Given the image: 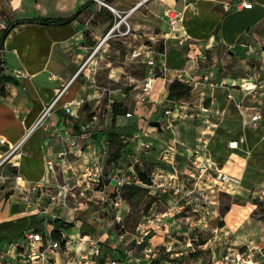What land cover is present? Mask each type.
Returning <instances> with one entry per match:
<instances>
[{
    "label": "crops",
    "instance_id": "1",
    "mask_svg": "<svg viewBox=\"0 0 264 264\" xmlns=\"http://www.w3.org/2000/svg\"><path fill=\"white\" fill-rule=\"evenodd\" d=\"M102 1L120 13L136 8L125 19L130 33L115 40L121 44L118 47L109 39L86 61L117 21L107 8L92 0H0V37L6 28L20 22L9 28L2 47L1 73L17 84H3L4 95H0V162L4 161L0 165V264H63L66 253L79 252L84 238L94 235L101 238L109 255L115 251L114 254L123 256L120 250L110 246L113 236L102 235L97 230V218L90 204L96 199L106 204L112 195L111 185H102L99 190L90 187L86 195L80 196L85 180L82 173L92 158L104 155L102 139L111 127L113 104L126 109L124 114L116 116L114 130L120 134L130 132L129 137L135 131L144 132L151 147L154 143L157 147L146 158L155 156L170 168H155L154 179L161 182L172 173L173 167L177 169L182 164V169L189 168L195 159L200 162L209 159L213 169L230 177L223 186L227 189L225 193H239L242 188L240 182L250 156L223 147V153L214 159L209 146L217 124L203 119L201 114L196 121L198 125L194 126L196 135H189L194 114L188 102L184 106L188 112L174 110L177 101L167 99L168 85L163 75L156 77L149 92L144 93L141 88L151 71L146 64L151 59L157 67H165L169 72L181 71L197 80L209 75L215 86H199L187 100H198L200 111L206 110L212 117L219 118L233 110L240 115L243 127L264 126V118L255 105L256 102L260 105L262 100L238 87L246 77L264 73V0ZM225 3L233 9L224 11ZM243 3H250L251 9L242 8ZM169 10L180 15L174 26L165 16ZM68 19H71L69 23L43 21ZM155 43L162 48L161 52L154 47ZM203 54L210 58V68L200 63ZM131 68L142 70L143 77L132 76L128 71ZM122 76H127L128 84H123ZM123 85L133 87V99L140 98V102L134 103V111L146 121L147 129L137 127V114L131 115L133 120L125 117L129 102L121 94ZM58 95L56 110L43 125L34 128L44 107ZM203 99L206 107L202 106ZM65 104L73 108L76 117L64 114L61 108ZM167 108L172 110L171 114L164 116ZM159 111L164 117L161 131L153 132L149 119ZM254 115L259 117L256 122L252 121ZM65 137L74 139L78 146L68 157L62 155ZM125 139L124 158L131 149L130 140ZM240 139L245 140L250 153L264 146L262 142H252L245 134L230 141ZM168 148L171 150L164 154ZM258 154L262 155L261 151ZM178 177L181 183L189 185L185 172L178 173ZM171 206L163 215L166 219L187 209L178 211L176 199ZM201 208L206 214V209ZM55 219L73 223L74 227L62 231L53 226ZM184 219L191 227L192 217ZM30 232L41 234L45 242L51 241V232H61L65 244L48 252V259L42 261L41 245L25 240ZM149 246L153 245L149 243Z\"/></svg>",
    "mask_w": 264,
    "mask_h": 264
},
{
    "label": "rangeland",
    "instance_id": "2",
    "mask_svg": "<svg viewBox=\"0 0 264 264\" xmlns=\"http://www.w3.org/2000/svg\"><path fill=\"white\" fill-rule=\"evenodd\" d=\"M122 15L121 13V16ZM113 17L114 19L116 18L115 16ZM116 20L118 19L116 18ZM121 26L122 30H116L111 38L112 42H110L114 47L121 45L115 40L124 38L122 36H125L120 33L124 32L126 27L124 23H122ZM151 45L150 43V46ZM154 47L158 48V43H155ZM203 56L206 57V61L202 62L200 56V63L204 68H210V58L207 54H203ZM230 68L231 67H229V69ZM221 70L223 69H220L219 72H222ZM128 71L134 77L139 79L143 77L141 75L142 70H133L131 68L130 70L128 69ZM134 71L136 72L134 73ZM208 71L211 72V69ZM122 77L123 84H128L126 82L128 81L127 76ZM250 77H253L257 82L255 91L248 95L254 96L255 99L259 98V100H262L260 105H258V102H256L255 105H257L262 118H264V73H261V76L253 75ZM248 78L249 76L245 79ZM132 88V86L123 85L121 94L126 96L124 100L127 101L126 103L129 102L128 112L134 116L137 114L134 111V103L136 101L140 102V98L133 99L131 95L133 94L131 91ZM137 91V94L141 93L140 88H138ZM184 102H188V108L191 109L190 111L194 114L193 121L189 123V135H196L194 126L198 125L196 121L200 119L201 114H204L203 119L217 124L216 133L209 146V150L214 159L217 160L219 154L223 153V147L225 149L228 148V141L237 139L243 134L250 136V140L254 143H264V126L249 125L243 127L241 117L236 111L231 110L229 113L226 112L224 115H220L219 118H216L212 117L210 112L207 113L206 111L204 113L203 110L200 111L202 108L198 107V100L194 101L191 99L185 100ZM204 102L203 99L202 106L206 107ZM143 104H145V102ZM222 108V106L219 107L220 110ZM131 119L132 118H130V120ZM135 120L138 122L137 127L141 130L147 129L146 121L143 119L141 120L139 114L135 116ZM163 120L164 117L162 116V112L159 111L150 117L149 122L156 121L162 123ZM155 131L156 128H153V132ZM153 134L154 133H152V135ZM129 136L130 132L121 134V137L130 140ZM95 141H97V138ZM154 147L157 148L155 143L151 147L150 154L154 151ZM115 148L116 147H113V145L109 143L108 138L104 136L101 146V154L104 155L99 158L98 154L97 157L99 158L98 160L103 168L105 176L112 173L118 166V163L112 164L109 162L110 155L113 154ZM258 150L261 151L262 155H257V153H259ZM251 153L247 161V168L243 180L240 182L242 188L239 193H225L227 191L225 188L215 191L213 195V201L215 202L214 206L209 209L206 208L208 214H205L200 206L187 207L185 213L166 219L163 215L167 213V210L173 207L171 206L173 205V198L167 196H153L150 194L149 189H145L147 192H142L131 200L124 199L126 206L121 224L120 226L112 228L109 227L112 217L110 212L106 209L105 204L98 199L91 201L90 204L93 207L92 211L95 212L94 216L97 218V230H99L102 235L108 237L113 236V242H110V246L117 248L122 253L124 251H129L131 256L129 257L128 255V260L133 258V261L140 256L144 236H148L149 239H151V242L148 241L147 245L149 246V243L153 245L151 247L154 253V264H221L223 256L235 252H244L246 246L250 244L259 245L262 249V254H264V146H262L261 149H254ZM67 155L69 156L70 154H63V156ZM257 156L261 157L256 158ZM128 165H130V163H128ZM136 167L141 172L150 174V178H152V172L157 167L163 170L170 169L163 161L156 160L155 156H150L146 159L141 158L140 163L136 165ZM185 167L182 169V164L177 166L178 173H184L189 169ZM98 185L100 186L93 184L91 187L99 190L102 185L103 187H108L111 184L105 179ZM111 186L110 188L112 191L113 187ZM98 196V198L104 197L103 195ZM192 210H198L199 213H193ZM187 216L192 217L190 220L192 223L191 227L184 219ZM163 220H167V222L164 224ZM151 221L156 222L150 225ZM203 224H205L206 227H204ZM164 225H166V227ZM120 236H123V239L116 244L115 242ZM105 238L104 236L103 239ZM140 238H142V240H140ZM137 241H141L139 242L140 244H138ZM255 261L257 264H264V256H259Z\"/></svg>",
    "mask_w": 264,
    "mask_h": 264
},
{
    "label": "built area",
    "instance_id": "3",
    "mask_svg": "<svg viewBox=\"0 0 264 264\" xmlns=\"http://www.w3.org/2000/svg\"><path fill=\"white\" fill-rule=\"evenodd\" d=\"M92 1L107 8L118 20L112 24L108 32L99 40L86 61L90 60V58L98 52L100 47L113 37L114 32L120 29L122 23H124L126 30L120 34L126 35L130 33V28L125 19L136 9L135 7L131 8L128 11L123 12V15L121 16L120 12L107 5L104 1ZM145 1L147 0H143L142 2ZM237 7L235 6V9ZM241 7L244 9H251L252 5L250 3H243L241 4ZM223 9L224 11L229 12L233 8L230 4L225 3L223 5ZM165 16L169 24L172 26H174L180 19L179 13L173 10L167 11ZM201 60L202 62H205L206 57L202 55ZM85 63L81 66L79 72L84 68ZM146 64L151 68V71L142 82L141 89L144 93H147L151 90L153 82L159 74L163 75V79L168 86L174 82H180L191 87L192 92L199 86H215V84L212 83L211 77L209 75H204L197 80L193 78V76L181 71L169 72L165 67H157L154 59L148 60ZM16 75L19 76L20 74L16 73ZM256 82L257 80H255L253 77H249L248 79L242 80V83L238 87L246 94H252L256 89ZM228 99H232L231 95H228ZM58 100L59 95L44 107L39 118L34 124V128H37L46 122V120L56 110ZM185 105V102L181 103V101H179L177 102V106L174 110L183 109L187 111L188 108L184 107ZM239 107L240 106L237 105V108ZM61 109L63 110L64 114L71 117H76V114L70 105L65 104ZM171 111V109L167 108L164 110L163 115L168 116L171 114ZM203 112L205 113L206 110H203ZM125 117L131 118V114H125ZM258 119V115H254L252 117L253 122H256ZM28 135L29 133L26 134L23 140H25ZM23 140L11 150V154L20 147ZM130 143V152L125 158L122 157L120 161H118L117 168L114 169L113 172L108 176L104 175L103 168L101 167L99 160L95 158L90 160L89 166L82 173L83 179L85 180L84 190L80 192V196H84L85 191H87L91 185H98L105 179H107L113 186L112 195L109 196L105 204L106 209L110 212L112 217L109 224V227L111 228L120 226L121 224L126 206V203L122 197V191L126 187L149 189V192L153 196H167L176 199L178 211H183L186 207L200 206L204 209L212 208L215 203L213 201L214 192L217 190H222L224 184L230 180V177L222 173L220 170L213 169V165L210 163L209 159H205L204 162H200L195 159L192 161L189 169H187L185 172V176L189 185L181 183L178 177V170L175 167L172 168V173L167 175L161 182L152 177L151 184L144 185L135 168L136 165L140 163L141 158H146L149 155L151 151V144L145 140V133L141 131H135L132 134L130 137ZM63 144L65 150H63L64 153H62V155L67 153L72 154L73 151L77 150L78 147L76 141L69 137H65ZM227 146L228 149L232 151L241 152L245 154L246 157L250 156V151L245 145V140H233L228 142ZM170 150L171 149L168 148L163 153L168 154ZM3 162H0V165ZM128 163H130V165H128ZM216 186L218 188H216ZM152 224L153 221L150 222V225ZM117 239V242H120V240L123 239V236H120ZM25 240L27 242L39 243L41 245L42 251L40 252V257L42 261H46L48 259V252L50 253L60 248L58 243L51 241L45 242L43 236L36 232L26 233ZM140 240H142V238H140ZM44 242L46 243L45 245H43ZM139 242L141 241H137L138 244H140ZM261 250L262 249L259 245H248L246 246V250L244 252H235L223 256L221 264H257L255 260L259 256H264ZM114 252L110 255L107 253L100 237L86 236L83 241V248L79 252L66 253V259L63 264H154V253L151 246L144 247L141 250L139 258L134 261L132 257L131 260H128V255L129 257L131 256L129 251H124L122 253L123 256H120L119 254L116 255Z\"/></svg>",
    "mask_w": 264,
    "mask_h": 264
},
{
    "label": "trees",
    "instance_id": "4",
    "mask_svg": "<svg viewBox=\"0 0 264 264\" xmlns=\"http://www.w3.org/2000/svg\"><path fill=\"white\" fill-rule=\"evenodd\" d=\"M71 19L64 20V21H59V20H55V21L54 20H43V21L47 22V23H69L71 21ZM28 22H33V21H28ZM19 23L20 22H16L15 24H12L10 27L14 28ZM10 27L6 28L3 31V36L8 33V30ZM2 37H0V40ZM158 51L161 52L162 48L159 47ZM5 83H12L14 85L17 84V82L13 78H11L9 76H4L1 73L0 74V95H4V91H3L1 86ZM191 92H192V88L189 87L188 85L180 83V82H174L168 86L167 99L169 101H177V102L182 101V100H187L190 98ZM112 110H113L112 111V122H111L110 130L107 133V138L109 140V143L112 144L113 147H116V148L114 149L113 154H111L112 156L110 155L109 162H111L112 164H117L118 161L122 157V151L126 147V142H125L126 139L121 137V134L114 130L115 129L114 123H115L116 116L124 114L126 109L121 105L113 104ZM136 171H137V173H138V175H139V177H140V179L144 185H150L151 184L150 174H148L147 172H141L137 167H136ZM142 192H147V190L141 189V188L126 187L122 191V197H123V199L131 200L135 196H137L138 194H140ZM52 223H53V226L55 228H58L62 231H68L74 227L73 223H67V222H64L63 220H60V219H55V220H53ZM49 238L51 239L52 242L58 243L61 247H63L65 244V241L62 237L61 232H51ZM148 240H149L148 236H145L143 238V244H142L141 250L144 247L148 246L147 245ZM107 248H109V247H107Z\"/></svg>",
    "mask_w": 264,
    "mask_h": 264
},
{
    "label": "water",
    "instance_id": "5",
    "mask_svg": "<svg viewBox=\"0 0 264 264\" xmlns=\"http://www.w3.org/2000/svg\"><path fill=\"white\" fill-rule=\"evenodd\" d=\"M6 35L7 34H5L2 38H1V40H0V73H1V63H2V47H3V42H4V39H5V37H6ZM149 127H153V128H156V130L158 131V132H160L161 131V126H160V123L159 122H150L149 123Z\"/></svg>",
    "mask_w": 264,
    "mask_h": 264
},
{
    "label": "bare ground",
    "instance_id": "6",
    "mask_svg": "<svg viewBox=\"0 0 264 264\" xmlns=\"http://www.w3.org/2000/svg\"><path fill=\"white\" fill-rule=\"evenodd\" d=\"M251 245V244H250Z\"/></svg>",
    "mask_w": 264,
    "mask_h": 264
}]
</instances>
